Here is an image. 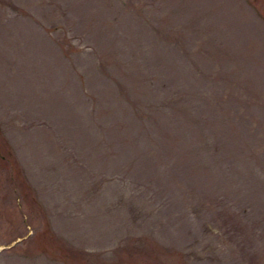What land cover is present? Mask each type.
<instances>
[{
    "label": "rangeland",
    "instance_id": "obj_1",
    "mask_svg": "<svg viewBox=\"0 0 264 264\" xmlns=\"http://www.w3.org/2000/svg\"><path fill=\"white\" fill-rule=\"evenodd\" d=\"M0 264H264V0H0Z\"/></svg>",
    "mask_w": 264,
    "mask_h": 264
},
{
    "label": "trees",
    "instance_id": "obj_2",
    "mask_svg": "<svg viewBox=\"0 0 264 264\" xmlns=\"http://www.w3.org/2000/svg\"><path fill=\"white\" fill-rule=\"evenodd\" d=\"M156 29L157 30L159 29V31L163 30V29H160V28H156ZM151 83H153V82H151ZM125 88H126L127 92L129 93V95L137 96V94H139V93H135L133 86H131L129 84H126ZM127 98L128 99H131V98H129V96H127ZM137 101L139 103V108L138 107H135V106H133V107L139 111V116L141 118H144L145 119V118H148V117L151 116V115H147L145 113V110L146 109L147 110H154V108L155 109L158 108V107H156V105H154V101H144V100H137ZM175 101L177 103L180 102V100H178V99L175 100ZM179 138H180L179 134L176 133V134L173 135V139L174 140H178ZM165 145H169V148L167 146H165ZM215 147H216V149H219V146L218 145H215ZM171 149H175V150L177 149L175 141H173V140H166V144L163 141V143L161 144V147L159 145L158 152L156 150H152V152L150 153V155L151 156H154V155H157V154H161V151L162 150H163L164 153H167ZM189 152L192 153L193 155H195L197 153V148H191V149H189ZM187 157H189V156H187ZM177 160H178V163H179L180 160L179 159H177ZM185 161H186L187 164H189V162H187V158L185 159ZM203 168L210 169V167L208 165L203 166Z\"/></svg>",
    "mask_w": 264,
    "mask_h": 264
}]
</instances>
